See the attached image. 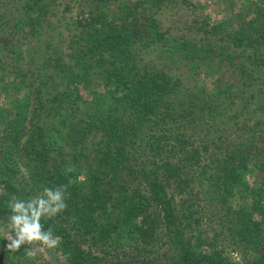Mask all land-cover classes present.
Returning a JSON list of instances; mask_svg holds the SVG:
<instances>
[{
	"label": "trees",
	"instance_id": "trees-1",
	"mask_svg": "<svg viewBox=\"0 0 264 264\" xmlns=\"http://www.w3.org/2000/svg\"><path fill=\"white\" fill-rule=\"evenodd\" d=\"M231 2V17L199 20L197 38L161 29L164 0H0V84L13 74L17 90L0 103V220L13 196L76 181L67 209L41 221L61 238L51 257L23 245L0 263L264 264V172L256 189L247 179L264 171V0ZM168 56L212 85L184 87ZM23 58L35 69H9ZM203 122L219 136L201 146L190 128ZM196 178L243 263L193 233L207 210ZM242 184L252 201L235 207Z\"/></svg>",
	"mask_w": 264,
	"mask_h": 264
},
{
	"label": "rangeland",
	"instance_id": "rangeland-1",
	"mask_svg": "<svg viewBox=\"0 0 264 264\" xmlns=\"http://www.w3.org/2000/svg\"><path fill=\"white\" fill-rule=\"evenodd\" d=\"M119 1V0H118ZM129 0H120V3L112 4V7L114 10H117L118 8L126 7V4ZM192 2L194 6L187 5L184 0H164V3L162 4L161 9L156 14L158 19L160 20L161 29H172L174 31L173 33L179 36L185 35L187 32H196L198 30V23L199 20H201L203 17H207L209 14L214 19H225L231 17L235 12V5L231 1H239V0H188ZM65 2V0H63ZM80 11V8H74L72 12H68V14L76 15ZM72 16V15H71ZM140 31L143 30L142 27H140ZM143 32V31H142ZM142 32L138 33V37L142 39L144 36L142 35ZM203 33H195V36L197 38H200ZM149 55L154 56L155 53L150 52ZM156 58V56H154ZM158 60V59H156ZM15 61V60H14ZM13 61V62H14ZM161 62L163 63V66L169 70L170 72L178 75L181 77V80L183 82L184 87H192L195 84H199L200 86H204L207 88V84L209 86L212 85V77H207V69L205 71H197L196 69L191 68L190 70L182 63L178 62L177 59L174 57H164L161 58ZM13 66L9 69L14 70L15 65H22V67L25 69L27 67L35 69V64L29 63L28 58H23L21 62H15L12 63ZM29 64H32L31 67ZM31 69V70H32ZM195 74V76L193 75ZM15 76L13 74H7L5 81L8 85V89H4L3 86L6 84L5 82H1L0 84V103L3 104V106H6L8 101L16 96L17 90L13 89L10 85L12 82H14ZM12 81V82H11ZM39 81H36V83ZM90 101V99L88 100ZM90 104V102H88ZM59 121V118L57 119ZM233 123V122H230ZM229 125V124H227ZM221 124L220 129H224L226 126ZM194 126V124H193ZM194 132V137L197 139L198 144L203 146V143H207V138H218L219 131H208L207 135V124H200L197 125L193 130L190 128V132ZM229 131H222L223 134L228 133ZM189 134V133H188ZM230 136V135H229ZM235 136V134H234ZM190 138V134L187 136V138ZM264 171L255 169L252 173L247 175V179L249 180L250 187H254V189L257 188L259 181L262 179ZM202 182H204V179H202ZM199 179H195L194 186L201 189L202 193L200 194L202 200V205L205 206L207 210H205L204 217L201 219V223L199 226L197 224H194V227H196L195 230H193V233L200 234L202 236H205L204 239H207V242L213 241L214 246H211L209 243L207 245H204L205 248L208 246V250L210 251L212 248H217L219 250H222L224 254L230 256L233 260L237 262H244L245 256L248 254L246 250H244L241 246H236L237 244H233L232 241H230L231 236L228 234V230L226 227H222L220 223H222V220L220 219L219 215L222 210L221 205H215L210 200H207V196L203 195V192L207 188V182L205 181L204 184ZM257 182V183H255ZM241 190L237 192V195L233 199V204L235 207H238V204H243V206H248L251 204L252 201V188L246 189L244 188L245 185H241ZM239 187V188H240ZM195 193H197V189L194 190ZM198 200V199H195ZM201 201V200H200ZM214 206L215 209L212 211V207ZM217 212V213H216ZM259 217V216H258ZM223 229V230H222ZM190 232V230H189ZM10 234V229L7 227L6 224L0 220V256L1 255H7L9 259H11V255L14 253V251H11L7 248V245L10 243L8 240V235ZM12 235L14 236V231L12 232ZM216 237V239H214ZM214 239V240H213ZM164 240H166V237H164ZM163 240V242H164ZM193 241L195 239L193 238ZM204 242V240H203ZM25 246L29 249L32 247L29 244H25ZM173 248V245H172ZM165 250H168L167 247H164L162 250H160L159 253H164ZM173 250V249H172ZM172 250L167 254V256L159 254V259L161 261H165L172 255ZM50 251L48 248H43L40 253L35 257V260H40L43 258H49L51 257ZM9 254V255H8ZM5 264V263H0ZM7 264V261H6ZM16 264V263H14Z\"/></svg>",
	"mask_w": 264,
	"mask_h": 264
},
{
	"label": "clouds",
	"instance_id": "clouds-1",
	"mask_svg": "<svg viewBox=\"0 0 264 264\" xmlns=\"http://www.w3.org/2000/svg\"><path fill=\"white\" fill-rule=\"evenodd\" d=\"M67 172L75 171L69 166ZM80 179V178H77ZM69 180L67 185H59L55 188L44 187L42 193L28 199H21L13 196L6 201L10 210L7 227L10 229L7 248L11 251H19L26 243L31 245L27 255L35 258L43 248H56L61 243V238L54 235V230L49 227L45 230L41 223L43 218L54 217L67 209V189L75 183ZM14 231L15 235H12Z\"/></svg>",
	"mask_w": 264,
	"mask_h": 264
}]
</instances>
